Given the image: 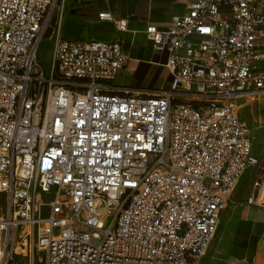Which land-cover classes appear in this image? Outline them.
<instances>
[{
	"label": "built area",
	"instance_id": "built-area-1",
	"mask_svg": "<svg viewBox=\"0 0 264 264\" xmlns=\"http://www.w3.org/2000/svg\"><path fill=\"white\" fill-rule=\"evenodd\" d=\"M180 1L145 27L165 83L130 89L119 40L57 39L46 76L56 0H0V264H202L249 169L264 207L237 105L264 96V0Z\"/></svg>",
	"mask_w": 264,
	"mask_h": 264
},
{
	"label": "crops",
	"instance_id": "crops-1",
	"mask_svg": "<svg viewBox=\"0 0 264 264\" xmlns=\"http://www.w3.org/2000/svg\"><path fill=\"white\" fill-rule=\"evenodd\" d=\"M185 9L186 6L180 0H58L55 18L47 37L54 42L57 39L121 41L129 62L119 71L124 76L122 82L114 84L130 89L147 88L156 86L160 70L156 64L153 47L149 51L148 42L151 45L152 43L147 38L145 27L148 23H154L164 28L172 17L184 13ZM103 12L110 13L111 18L101 19L99 13ZM120 20L127 23L125 31L117 27ZM259 50L264 52V40ZM250 102L245 97L237 100L242 118L243 105ZM251 129L252 151L256 155V129L254 126H251ZM226 210L227 208L220 216L227 247L225 264H264V207L249 204L246 200L235 202L230 211ZM0 253L3 255L2 250ZM207 255L208 252L202 264Z\"/></svg>",
	"mask_w": 264,
	"mask_h": 264
},
{
	"label": "rangeland",
	"instance_id": "rangeland-1",
	"mask_svg": "<svg viewBox=\"0 0 264 264\" xmlns=\"http://www.w3.org/2000/svg\"><path fill=\"white\" fill-rule=\"evenodd\" d=\"M58 0L55 2L54 12L52 13V22L55 18V10L56 4ZM51 30V28H50ZM50 32V31H49ZM48 32V34H49ZM45 36L43 41L41 42L38 49V58L42 64L45 75L50 76L52 73V58L54 52V41H52L48 36ZM149 44V51L152 45ZM123 75L119 72L114 79L115 84H120L123 79ZM166 75L165 72L162 71L161 77L158 78L156 82V86L163 85L165 83ZM243 119H245L250 126H254L256 129L255 140H254V152L258 158L264 157V96L255 101H251L250 103H245L242 108ZM254 171L253 169H249L237 185L231 199L229 200V205L226 211H230L232 205L238 201H246L248 190L250 186V182L252 180ZM224 226L220 223L218 232L216 233L211 247L208 251V255L205 259L204 264H225V255H226V242L224 239ZM1 255V253H0ZM1 261V260H0ZM36 263V259H35ZM8 264H31L28 257H24L21 253H18L13 256V259Z\"/></svg>",
	"mask_w": 264,
	"mask_h": 264
},
{
	"label": "bare ground",
	"instance_id": "bare-ground-1",
	"mask_svg": "<svg viewBox=\"0 0 264 264\" xmlns=\"http://www.w3.org/2000/svg\"><path fill=\"white\" fill-rule=\"evenodd\" d=\"M0 263L4 260V253H3V255H0Z\"/></svg>",
	"mask_w": 264,
	"mask_h": 264
},
{
	"label": "trees",
	"instance_id": "trees-1",
	"mask_svg": "<svg viewBox=\"0 0 264 264\" xmlns=\"http://www.w3.org/2000/svg\"><path fill=\"white\" fill-rule=\"evenodd\" d=\"M49 31H50V30H49ZM49 31H48V32H49Z\"/></svg>",
	"mask_w": 264,
	"mask_h": 264
}]
</instances>
